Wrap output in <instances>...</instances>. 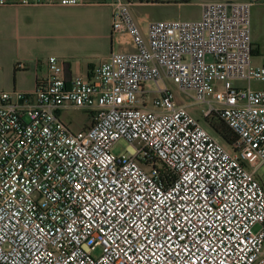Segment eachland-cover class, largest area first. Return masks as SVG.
Segmentation results:
<instances>
[{
    "label": "built area",
    "instance_id": "1",
    "mask_svg": "<svg viewBox=\"0 0 264 264\" xmlns=\"http://www.w3.org/2000/svg\"><path fill=\"white\" fill-rule=\"evenodd\" d=\"M253 4L206 3L198 20L143 32L132 3L114 0L113 35L134 52L87 76L51 57L34 93L0 92V264H264ZM174 87L206 120L218 115L237 145L206 130ZM63 110L88 112L90 126L72 130ZM119 142L129 146L116 156Z\"/></svg>",
    "mask_w": 264,
    "mask_h": 264
},
{
    "label": "crops",
    "instance_id": "2",
    "mask_svg": "<svg viewBox=\"0 0 264 264\" xmlns=\"http://www.w3.org/2000/svg\"><path fill=\"white\" fill-rule=\"evenodd\" d=\"M3 1L4 4H0V92L34 93L39 78L48 74L46 63L51 57L64 65L67 75L87 76L113 53L136 50L127 35H113L111 4L114 0H80L81 3L75 6L62 5V0ZM128 1L132 3L136 22L146 32L153 20L144 8L151 5L145 4L146 0ZM220 2L254 3L251 39L255 55H260L261 46L252 34L253 9L257 7L264 11V0H199L178 5L194 3L202 9L206 3ZM263 65L264 62L255 66ZM178 93L176 89L178 104L187 105ZM70 111L74 110L61 111L62 119ZM86 114L87 122L81 129L91 124L89 113Z\"/></svg>",
    "mask_w": 264,
    "mask_h": 264
},
{
    "label": "rangeland",
    "instance_id": "3",
    "mask_svg": "<svg viewBox=\"0 0 264 264\" xmlns=\"http://www.w3.org/2000/svg\"><path fill=\"white\" fill-rule=\"evenodd\" d=\"M168 1V0H166ZM182 1L186 0H171L168 3H161L156 5H151L148 8H144V11L150 14L151 20L155 21H166V20H198L201 17L202 9L201 7L195 5L194 3L181 4ZM198 2L199 0H189V2ZM173 2L172 4H170ZM253 37L254 40L259 43L261 46V54L260 55H253V64L257 65L264 62V11L260 10V8L255 7L253 9ZM170 84V83H169ZM238 86L241 88L248 87L247 83L240 82ZM253 87L259 88L260 85L257 83H252ZM174 90L175 87H174ZM178 97H181L183 103H186L189 106L190 112L193 116L200 121L202 126L208 130L211 134L218 138V140L225 146L227 144L212 130L210 125L207 123L206 119L203 118L201 113V105L195 104L191 99L187 98L184 94L178 93ZM152 95H145V100L147 102L152 99ZM63 121L67 123L70 128L74 131L80 130L84 124L87 122V114L85 111H70L66 116L63 118ZM128 144L124 142H119L114 147V154L116 156H120L126 152L128 149ZM259 227L256 226L254 231H258ZM99 252V251H98Z\"/></svg>",
    "mask_w": 264,
    "mask_h": 264
},
{
    "label": "trees",
    "instance_id": "4",
    "mask_svg": "<svg viewBox=\"0 0 264 264\" xmlns=\"http://www.w3.org/2000/svg\"><path fill=\"white\" fill-rule=\"evenodd\" d=\"M170 1L171 0H168L167 3ZM181 3H189V1L186 0L182 1ZM253 54L255 55L256 51H254ZM206 121L210 125L212 130L227 144V146H229L230 148H234L237 145V135L218 115H214Z\"/></svg>",
    "mask_w": 264,
    "mask_h": 264
}]
</instances>
